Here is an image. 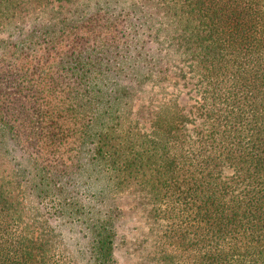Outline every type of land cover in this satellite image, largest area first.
<instances>
[{"label": "trees", "instance_id": "obj_1", "mask_svg": "<svg viewBox=\"0 0 264 264\" xmlns=\"http://www.w3.org/2000/svg\"><path fill=\"white\" fill-rule=\"evenodd\" d=\"M62 1L0 0V264H120L133 188L153 264H264V0Z\"/></svg>", "mask_w": 264, "mask_h": 264}, {"label": "rangeland", "instance_id": "obj_2", "mask_svg": "<svg viewBox=\"0 0 264 264\" xmlns=\"http://www.w3.org/2000/svg\"><path fill=\"white\" fill-rule=\"evenodd\" d=\"M58 4L68 6L62 0H50V5L57 6ZM40 7L39 4L32 3L25 5L23 9L22 22L30 20L31 14ZM64 9V7H62ZM28 24V23H27ZM183 87H180L182 92L188 91L192 87L193 80L187 81ZM170 90V89H167ZM166 90V91H167ZM192 92H188L187 103L193 102L190 99ZM187 103H185L187 105ZM141 121H146L150 117V109H141L138 115ZM120 205L123 209L121 219L117 225V255L119 256L120 264H153L151 256L154 250V237L158 233L157 225L152 229H148L150 225V215L147 213V208H144V201L140 193L135 189H130L124 192L119 197ZM71 248V246H70Z\"/></svg>", "mask_w": 264, "mask_h": 264}]
</instances>
